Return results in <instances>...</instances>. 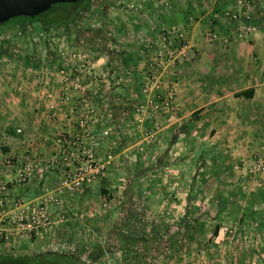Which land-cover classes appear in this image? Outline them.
Returning <instances> with one entry per match:
<instances>
[{
	"label": "crops",
	"instance_id": "crops-1",
	"mask_svg": "<svg viewBox=\"0 0 264 264\" xmlns=\"http://www.w3.org/2000/svg\"><path fill=\"white\" fill-rule=\"evenodd\" d=\"M178 2L173 4L171 2L169 7L161 9L158 23L161 24L160 27L182 30L189 44L196 50V55L192 58L187 54L186 58L177 63L172 74L164 81L165 83L163 82V85L174 84L175 96L173 110L161 117L158 145L151 144V147L148 145L142 150L143 153H137L136 145L138 144L136 143L121 151L118 147L116 149L115 142L120 128L118 118L124 116L121 112L123 103H119L118 97H123L124 94L126 97L124 96L122 100L136 98L139 79L135 80L136 85L133 83L134 85L129 87L123 86L121 82L115 83L116 81H113V84L111 82L108 90L101 86L103 90L100 94L106 98H104L107 104L105 109L109 111V115H107L108 118H103L99 128L102 126L109 128V139L106 145L98 147V153L101 155L111 148L109 146H112L116 149L114 160L116 158L118 163L120 158L126 162L129 156H132L136 157L137 164L146 158L154 160L157 166H149L148 184L143 185L145 191L141 198L136 195L137 183L134 180L131 183L129 181L126 187L118 188L116 204L119 205L117 208L119 213L115 215V219H110L108 215L103 217V221H117L121 217V212H124L127 218H132L131 212H138L139 216L150 220L153 212L148 209V206H151V203L146 201L144 207H141L140 203L148 197L145 192L150 193V189L157 187L156 182H151L155 180L153 178L159 175L161 178L164 176V181L167 178L168 180L175 178V182L182 186L184 185L182 179L186 172L190 174L187 183H191L188 185L191 190L196 184L199 186V177L204 178L202 191L207 193H203L204 198H200L202 202L199 204L202 205L204 200H207L206 205L209 209L206 223L207 225L212 223V227L208 225L209 229L221 222L236 223L234 225L241 232L235 235V231H229L230 235H226L225 242L231 238V234L234 238L242 237L247 233L251 234L254 228L256 230L255 224L257 226L259 219V238L264 240V189L257 190L251 182L241 176L245 173L244 168L253 152L264 143V17L262 11L261 9L259 11L256 6L254 11L251 10L253 15V17L250 16L251 20L257 25L254 24V30L249 37L238 40L231 37L228 25L215 21L216 17L213 14L225 9L231 10L234 8L235 0H179ZM105 13L108 14V12ZM132 14L134 15V12ZM128 18L131 17L128 16ZM121 19L116 21V26L113 25L115 23L110 24L113 31L114 29L136 30L142 27L147 36L150 38L154 36L153 32L149 33L148 22L125 23L123 21L125 18ZM43 25L45 24L39 23L34 26H37V30L45 31L46 28ZM106 27L104 23L92 25L88 23L82 26L81 29L85 34L89 35V31H92L96 36V39L87 37L85 42L89 44L94 40V44H103L102 47L109 53L99 51L97 53L104 56L106 63H108L107 60L112 62L106 65L114 69L119 77H122L120 72L124 69L131 70L132 76L139 74L144 52L142 46L139 47V54H137L136 45L131 41L116 42L113 39L110 42L105 35ZM48 28L61 30L52 26ZM66 29L68 28H64ZM207 31L216 34L218 39L208 43L205 38L209 35L205 33ZM39 45L38 40L37 43L32 41V45L31 42L14 45L19 48V51L16 49L17 53L19 52L18 57L14 56L16 52L12 54L14 59L8 56L10 49L3 47L0 52V181L7 182L13 179L16 170L25 165L26 158L30 156L47 159L50 155V147L48 141L44 142V136L51 135L58 128L51 120L50 113L38 101L39 93L36 92L38 88L43 86L44 90L52 94L49 77L35 74L44 66L43 61L51 57L48 47H46L48 56L44 55V58L37 56L35 52L38 51L32 48ZM80 45L85 50L89 49L83 42H80ZM32 52L34 54H31ZM137 55L140 56L138 66L135 61L138 58ZM30 58H34L37 62L31 65L36 67L29 66ZM49 100L55 101V97L51 96ZM109 119L112 120L109 121ZM17 128L22 131V136L15 134L14 131ZM66 129L71 132L72 126L68 125ZM5 158L12 161L11 166L4 164ZM157 160L162 164L156 165ZM128 166L131 165L128 163ZM124 169L127 170V168ZM132 175L135 176L133 173ZM58 176V171L39 167L33 171L27 185L18 189L17 192L24 201H31L45 191L51 192ZM107 184L101 181L84 191L102 187L104 190ZM82 192L83 190L66 198L61 206H67V201L74 197H84ZM114 205L115 202H113ZM88 206L91 207L89 204ZM50 207L52 208V205ZM49 208V213L52 216L55 215L52 212L56 209L52 208L50 211ZM236 210L238 212H235ZM232 227L235 229L234 226ZM232 227L230 226V229ZM221 229L223 227L218 226L216 235L212 236V239L221 238ZM37 240L36 235H30L19 244H14L8 239L0 245V257H10L12 252L16 257L23 256L19 252L37 245ZM195 248L199 254L206 250L203 244ZM217 248L216 246L210 250L216 254ZM227 250L229 253L228 247ZM259 254L260 258H264V247ZM158 264L171 263L169 257H166L162 263ZM207 264H217V262Z\"/></svg>",
	"mask_w": 264,
	"mask_h": 264
},
{
	"label": "rangeland",
	"instance_id": "rangeland-1",
	"mask_svg": "<svg viewBox=\"0 0 264 264\" xmlns=\"http://www.w3.org/2000/svg\"><path fill=\"white\" fill-rule=\"evenodd\" d=\"M178 1L87 0L86 6H81L83 5L81 2L80 8L83 10H80L75 15L72 21L73 25L70 28L62 31L43 25L46 28L43 31L41 29L37 30V26H34L36 23L31 24L32 26L26 24L20 29H11L9 31L2 28L0 29V33H2L1 45H5L8 42L17 45L21 42L25 44L31 42L32 45V41L37 43L38 40L40 42L39 47H33L32 49L38 51L35 52L37 56L44 58V55L48 56L46 47L51 51L49 55L53 54V41L64 39L74 41L75 39L76 43L83 42L85 44L87 37L96 39V36L92 31H89V35L85 34L81 27L88 23H91V25L104 23L107 25V30L105 31L107 33L105 35L110 39V42L113 39L116 42L131 41L132 44L136 45V53L139 54L138 50L141 46V41L150 39L146 35V31L142 27L136 30L130 29L131 31L128 29H114L113 31L110 24L115 23L113 25L116 26V21L122 20L121 18H125L123 19L125 23L137 21L142 24L148 22L150 24L149 33L153 32V34H156L161 28V24L158 23L160 21L158 15H161V9L169 7L171 2L172 4L173 2L179 3ZM255 6L258 7L259 11L261 9L264 17V0H235L234 8L231 11L240 9L246 11L249 17H253L252 11H254ZM225 11L226 9L222 12H214L213 14L216 17L214 19L222 25H228L227 28L230 32L231 25L223 14ZM105 12H108V14ZM132 12H134V15ZM128 16L131 18H128ZM251 17L250 24L253 26L255 24L256 26L257 24L251 20ZM33 28L34 31H31ZM25 30L26 33L24 32ZM205 33L211 34L212 32L207 31ZM214 35L215 38L212 41L208 40L209 36L205 37L206 41L208 43L216 41L218 37H216V34ZM92 41L94 42V40ZM46 42H48L47 45H45ZM90 45L89 47L93 49L92 45ZM134 45L132 46L134 47ZM188 54L192 58L196 55V50L193 46H191ZM133 59H135L134 55ZM139 59L140 56L135 60L137 66L139 65ZM107 62V65L112 63L110 60H107ZM120 74L123 75L122 72ZM124 96L126 97L124 94L123 97H118L120 103L124 101L122 100ZM119 123V134L115 142L117 145L116 149L118 147L119 151L135 143L138 144L136 145L137 153H141L148 145H158V135L151 141H142L138 137V133L134 132L129 117L121 118ZM109 147H111L109 151L114 154L116 149L112 146ZM137 147H142L143 149L139 150ZM128 163L131 166H128ZM159 164L161 165L162 162L157 160L156 165ZM149 166L154 167L155 161L144 158L137 164L136 157L132 156H129L126 162L123 158L119 159V163L116 158L115 160L113 159L107 171V176L102 180V183H108L106 188L104 190L103 187L87 191L83 190L84 197L72 198L70 201H67V206H52V208L56 209L52 212L55 214L53 215L54 217L59 213H64L67 215L68 220L56 224L47 231L30 232L24 240L30 235H36L38 237V243L28 250L19 252V254L29 256L46 252L67 253L78 257L80 264H158L162 263L166 257H169L171 264H207L208 262L214 263V261L217 264H264V258L259 257V253L263 251L264 247V243H261L264 240L259 238V219L257 226L254 223L257 231L254 228L255 231L252 230L251 234L247 233L242 237L236 236L235 238L231 234V238L225 242L226 235H230L229 231H235V235L241 231L234 225L236 223H218V226L223 227L220 234L221 238L218 240L212 239L213 228L209 229V226L212 227V223L208 224L209 226L206 223L208 221L207 213L209 209V206L207 207L206 205L207 200L205 199L202 205L199 204L202 202L201 199L204 198L202 196L203 193H207V191H202L204 180L202 176L199 177L200 184L197 182L199 186L196 184L195 188L191 190L190 186L188 187L191 183H187L190 174L188 175L186 172L182 179L184 182L182 186L175 182V178L172 179L170 177L171 180L167 178L164 181V176L161 178V175H159L157 178H153L155 180L151 181L156 182L158 184L157 187L150 189V193L148 191L145 192L146 195L148 194V197L140 203L141 207H144L146 201L151 203V206H148V209L153 212L150 220L139 216L138 212H131L132 218H127L124 212H121L119 220L103 221V217L109 215L111 217L110 219H115V215L119 213L117 209L119 205L116 204L118 199L116 195L119 187H126L129 181L131 183L134 180L137 183V188L135 189L136 195L138 198L142 197V193L145 191L143 185L148 184L147 180L149 176L147 174L149 172ZM124 168H127V170ZM129 169L135 170V172H130ZM241 176L259 190L255 186L253 179L247 177L245 173ZM130 178L132 179L130 180ZM194 191L195 193H193ZM113 202H115L114 206ZM52 208H49L50 211ZM235 212L238 211L236 210ZM230 226H234L235 229L233 227L230 229ZM253 232L254 234H252ZM22 241L15 244H19ZM202 244L206 246V250L199 254L196 252L195 247L199 248ZM216 246L218 248L215 254L210 248L212 249ZM227 247L230 249L229 253L227 252ZM10 254V257H16L14 252Z\"/></svg>",
	"mask_w": 264,
	"mask_h": 264
},
{
	"label": "built area",
	"instance_id": "built-area-1",
	"mask_svg": "<svg viewBox=\"0 0 264 264\" xmlns=\"http://www.w3.org/2000/svg\"><path fill=\"white\" fill-rule=\"evenodd\" d=\"M223 14L231 25L232 38H247L254 30L246 11L230 10ZM208 36L211 41L215 38L214 34ZM141 42L144 49L138 72L141 76H132L130 70L124 69L122 77L106 65L103 55L89 46L90 50H85L80 43L69 39L52 43L53 54L35 72L49 77L52 94L43 86L36 92L39 93L38 101L58 128L44 136V142L48 141L50 147L47 159L30 156L26 158V164L16 170L13 179L0 181V245L8 239L15 244L32 231H47L66 222V214L59 213L54 217L48 207L61 206L66 198L100 183L107 176L115 155L109 150L101 155L98 153V147L106 145L109 139V128H99L103 118L109 115L105 109L106 98L100 94L101 86L108 90L111 82L116 81L129 87L139 79L137 98L126 100L121 112L128 115L134 132L142 141H151L159 134L161 117L173 110L175 96L174 84L163 85V82L177 63L186 58L191 45L182 30L164 27L152 38ZM8 44L5 46L10 49L8 56L14 59L12 54L19 48L14 46L17 44ZM18 53L14 56L18 57ZM28 62L29 66L37 63L34 58ZM51 96L55 101L49 100ZM68 125L72 126L71 132L66 129ZM14 132L22 136L18 128ZM138 149L142 150V147ZM4 164L9 167L12 161L5 158ZM39 167L59 172L55 186L51 192L45 191L31 201H24L17 190L27 185L33 171ZM244 170L258 189H264V143L253 152Z\"/></svg>",
	"mask_w": 264,
	"mask_h": 264
},
{
	"label": "trees",
	"instance_id": "trees-1",
	"mask_svg": "<svg viewBox=\"0 0 264 264\" xmlns=\"http://www.w3.org/2000/svg\"><path fill=\"white\" fill-rule=\"evenodd\" d=\"M81 2L83 3V5H81L82 4ZM86 3H87V0H82V1H79L73 4H56V5L51 6L46 12L38 16H34L32 18L16 17V18L9 19L8 21L0 25V29L3 28L9 31L11 29H20L22 26L25 25V23H30V24L42 23V24H45L47 27L52 26L54 28H58L64 31V28H70L73 25L72 23L73 18L80 10H83L80 8V5L86 6ZM31 31H34V28ZM24 32L26 33V30ZM1 44L2 43L0 42V52H1V49H3V47L5 48V46ZM91 45H92L93 50L95 51L109 53L107 52L105 48L102 47L103 45L102 43L100 44L91 43ZM125 101L126 100H124L121 103L124 104ZM124 118H128V115L125 114L124 116H122V119ZM118 119L120 120L121 117ZM114 122L116 121L114 120ZM217 230H218V225L216 224L213 228L212 236L216 235ZM0 264H80V261L78 257L71 255V254L57 253V252L47 253L46 252V253H41V254H36V255L20 256V257H0Z\"/></svg>",
	"mask_w": 264,
	"mask_h": 264
},
{
	"label": "water",
	"instance_id": "water-1",
	"mask_svg": "<svg viewBox=\"0 0 264 264\" xmlns=\"http://www.w3.org/2000/svg\"><path fill=\"white\" fill-rule=\"evenodd\" d=\"M82 0H0V25L16 17L32 18L56 4H73Z\"/></svg>",
	"mask_w": 264,
	"mask_h": 264
},
{
	"label": "flooded vegetation",
	"instance_id": "flooded-vegetation-1",
	"mask_svg": "<svg viewBox=\"0 0 264 264\" xmlns=\"http://www.w3.org/2000/svg\"><path fill=\"white\" fill-rule=\"evenodd\" d=\"M85 44H86V46H89V44H87V42Z\"/></svg>",
	"mask_w": 264,
	"mask_h": 264
}]
</instances>
